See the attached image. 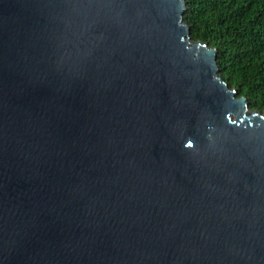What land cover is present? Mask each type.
Returning a JSON list of instances; mask_svg holds the SVG:
<instances>
[{
    "label": "water",
    "instance_id": "95a60500",
    "mask_svg": "<svg viewBox=\"0 0 264 264\" xmlns=\"http://www.w3.org/2000/svg\"><path fill=\"white\" fill-rule=\"evenodd\" d=\"M185 0H0V264H264V112Z\"/></svg>",
    "mask_w": 264,
    "mask_h": 264
},
{
    "label": "trees",
    "instance_id": "16d2710c",
    "mask_svg": "<svg viewBox=\"0 0 264 264\" xmlns=\"http://www.w3.org/2000/svg\"><path fill=\"white\" fill-rule=\"evenodd\" d=\"M183 19L217 49L221 78L264 112V0H185Z\"/></svg>",
    "mask_w": 264,
    "mask_h": 264
}]
</instances>
